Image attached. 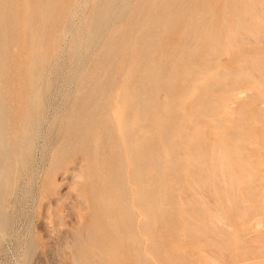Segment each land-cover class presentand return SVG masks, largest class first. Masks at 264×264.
<instances>
[{"label": "rangeland", "instance_id": "obj_1", "mask_svg": "<svg viewBox=\"0 0 264 264\" xmlns=\"http://www.w3.org/2000/svg\"><path fill=\"white\" fill-rule=\"evenodd\" d=\"M170 1L111 0L105 17L102 0H76L53 32L34 24L33 4L23 0L26 33L19 62L15 56L13 84L20 92V126H41L31 155H18L20 174L5 205L0 264H83L82 251L101 247L105 241L98 237L110 232L109 225L117 238L111 250L99 254L108 263L264 264V0ZM202 3L214 7L213 16ZM31 27L35 34L28 33ZM177 35L182 45L172 51L183 57L173 65L170 88L158 85L144 94L137 81L138 69L146 66L142 58L147 50L159 54L170 48ZM110 55L111 63L119 59L115 66L103 61ZM42 56L49 60L41 64ZM105 69L112 72L101 81L112 85L102 102L117 137L109 153L123 162L130 197L123 206L107 184L100 194L83 191L81 176L62 181L58 172L52 193L43 184L77 103ZM134 101L142 107L132 124ZM145 158L150 159L146 173L135 181ZM145 198L149 203L141 204Z\"/></svg>", "mask_w": 264, "mask_h": 264}, {"label": "bare ground", "instance_id": "obj_2", "mask_svg": "<svg viewBox=\"0 0 264 264\" xmlns=\"http://www.w3.org/2000/svg\"><path fill=\"white\" fill-rule=\"evenodd\" d=\"M28 1H30L29 3L33 4L32 7L30 8L31 11H29V13H31V15L33 14L32 18L34 17L33 18L34 24L38 23V22L42 23L43 30H46V31L50 30L53 32H59L64 16L70 10V7L72 5H74V3L76 2V0H28ZM82 2H84V1H82ZM170 2H172V0ZM170 2H168V3H170ZM176 2H177V0H176ZM22 3H23V0H0V238H2L4 236V233H5V221H4L5 212L4 211H5V205L7 203V197L11 193L12 189L14 188L15 181L20 174L19 172H16V170L18 169V165H19V163H18L19 152L24 151L23 153H25L26 155H29V156L31 155V151L33 148L32 146L36 142L38 132H39L40 126H41L40 125L41 122L40 123L36 122L38 124H33V125L31 123L30 124L26 123L23 126H20V118H21V112H22V111H20V108H19V107H22V105L20 106V103L18 101V98L20 97L18 94L20 92H19V88H17L16 84H13L14 79L17 77V75L15 73L16 72V70H15L16 69L15 56L17 55V52H18L17 50L20 47V42H22L21 40H24L23 39V37L25 36L24 33H26V32H24L25 29H23L24 26L22 27V25H21L22 19H23L22 18L23 17L22 12H21ZM168 3L166 4L167 6H168ZM139 4H141V3H139ZM146 4H147V2H146ZM146 4H145V6H146ZM214 4H211V6ZM162 5H164V4H162ZM191 5H193V4L191 3ZM191 5L189 7L192 8ZM203 5H204V3H202V6ZM142 6H143V3H142ZM145 6H144V8L143 7L142 8L145 9ZM174 6L176 8V6H178V5L176 4V5H173L172 7H174ZM180 6L182 7V5H180ZM199 6H201V5L199 4ZM111 7H112L111 0H102V8H101L100 14H102L105 17L108 16ZM146 7L149 8V6H146ZM157 8H160V7H157ZM213 9H214V7L210 8V7H204L203 6V8H202V10L206 11L209 16H213ZM140 11H141V9L139 10V12ZM142 11H144V10H142ZM172 11L173 10H171V12ZM156 12H157V10H156ZM194 14H196V13H194ZM154 15H156V14H154ZM145 16H148V14H146ZM149 16H150V14H149ZM163 16L164 15L162 14L159 17L163 18ZM175 16H176V14H175ZM138 18L140 19V17H138ZM151 18L153 19V17H151ZM151 18H150V21H151ZM165 20H167V19H165ZM169 20L173 21L171 18ZM189 20L190 19L188 18L187 21L189 22ZM145 21L147 22V19H145ZM145 21H142V22H145ZM152 21H154V20H152ZM142 22H141V25H142ZM207 22H209V21H207ZM213 22H215V20ZM49 23H52L51 26H48ZM152 24H150V25L152 26ZM129 25H130V23H129ZM165 25L166 24L164 23V26ZM186 25H185V27H186ZM32 26H33V24H32ZM142 26H144V24ZM148 26H149V24H147L146 28H148ZM33 27H31L28 30V33L31 35L36 33V29ZM161 27H163L162 26V20H161ZM143 29H141V28L139 29L140 31L142 30L140 35L143 34ZM183 29H184V27H183ZM130 31H131V29L128 32L129 34H130ZM134 31H135V28H134ZM161 31H163V30L161 29ZM206 31H207V29L205 30V32ZM144 32H146V29ZM207 33H206V35H207ZM211 33H212V29H211L210 34ZM129 34H128V36H129ZM132 34H133V32H132ZM182 34H180V36L184 38L185 36H184V34L182 36ZM178 36L179 35H177L171 39L172 43H170V48L168 47L167 49H164V46H163L164 50L161 51L159 54H155L154 52L148 53V50H147L146 52H147V54H149L148 57H144L141 60L140 56L142 55V53L140 55V52H139V56H138L139 60H141V63H143V64L146 63L145 67L140 66V68L138 69L139 73H138V77H137L138 80L137 81H139L141 83L140 90L142 92L145 90H150V89L151 90L154 89L155 91L154 90H152V91L156 92L157 89L159 88V87L156 88V86H158V85H160L161 87L167 86L168 88H170L169 87L170 77H171L172 73L176 70V68H174L173 65L175 63L179 62V60L183 57L181 55V52L179 54V53H173V51H172V48L177 49L182 45V42L180 41L182 38H180ZM206 37H208V36H205L204 38H206ZM128 38L132 41L131 37H128ZM28 39H30V38L28 37ZM129 39L127 41L128 44H129ZM146 39H148V38H146ZM199 39H202V38H199ZM183 41H184L183 44L186 46L184 39H183ZM118 42H120V41H118ZM145 42H147V41H145ZM160 42H161V39L157 43L158 46L160 45ZM120 43H118V44H120ZM147 43H149V42H147ZM202 44H203V42H202ZM125 46H130V45L125 44ZM158 46L156 45L155 47L157 48ZM189 46H188V49H189ZM130 47H128V48H130ZM48 48L50 50V47H47V50H48ZM107 48L109 49V46ZM116 48H118V47H116ZM119 48H121V47H119ZM137 48L138 47H136V49ZM143 48H144V46H143ZM183 48L185 49V47H182V49ZM113 50L115 53V51H116L115 48H113ZM123 50L125 51L124 48H123ZM121 51L119 50V52H121ZM139 51L142 52L143 49H141ZM157 52H159V51H157ZM122 53L125 54V52H122ZM194 53H196V52H194ZM106 54H108V53H106ZM135 55H137V54H135ZM118 56H119V54H118ZM118 56H115V57H118ZM100 57H101V55H100ZM110 57H111V55L109 57L104 56L103 61L105 63H107V62L111 63L112 60ZM123 57H126V55ZM130 57L132 58V56H130ZM119 58H120V56H119ZM18 59H19V56H18L17 60ZM48 60H47L46 56H42L41 64L44 61H48ZM100 60H99V64H100ZM118 60L119 59H117V61L114 60L115 62L111 63V64L112 65L114 64L113 66H115L116 65L115 63H117ZM130 60H132V59H130ZM26 61H27V59H26ZM122 61L124 62L125 60H122ZM18 62H19V60H18ZM96 62H98V60ZM96 64H98V63H96ZM102 64H104V63L102 62ZM98 65H97V67H98ZM37 67H38V65H37ZM101 67H103V66H101ZM106 69L104 70L105 72L104 71L101 72L96 77V80H98L99 83H97V85L93 86L90 89V93L88 94V96L85 97L84 99L80 100L77 103L75 110H74V112H75L74 118L71 120V122L69 121V123H67V128L65 127L66 128L65 134L63 132H61V133H63V135H65L64 138L63 137L61 138V139H64V140H62L63 143H62V145H60L59 150H57L58 152H57V154L55 156V160H54L55 163L52 166V168H50L48 170L46 179H45L43 184H44V188H45L44 190L52 193L51 186L53 184H55V182H57V179L55 177L57 176L58 172H60V171L63 172L62 181H69V177L71 179V177L77 178V177L81 176L83 178V181H82L83 191L88 193L87 191L91 188L90 190L92 191V194H100L98 192V191H100V190H98L99 187L104 185V184H107V187L110 190H112L111 192L113 194H120L121 195L123 202H121L120 205L123 206L124 203H127V200L130 197H129V191H128V189L126 187V183L124 181L123 162L119 158H113V156H111V154L109 153V150L114 148V146L116 145L117 137H116V133H115V128L112 125L107 124V122H106L105 117L107 115V112H106V110L104 108V104L102 102L105 99L106 94L109 93L108 91H110L111 85H112V83H110L112 81H110L108 83L107 79H106L107 82L101 81V79L104 77L108 78L110 75V72H112V71L109 72L110 69H108V71ZM17 73L19 74V72H17ZM171 78L173 79V76ZM103 80H105V79H103ZM27 89H28V87H27ZM154 92L152 93V96H153ZM145 93H146V91L144 92V94ZM159 93H160V95L162 94L161 92H159ZM150 94H151V91H150ZM156 94L157 93H155V97L157 96ZM17 96H19V97L17 98ZM147 98H148V96H147ZM156 99H157V97H156ZM147 102H148V100L146 101V103ZM154 102H155L156 106L159 105L156 102V100ZM152 103H153V101H152ZM139 105L140 104L138 103V101H134L132 106H131L130 111H131V115L133 117L132 124L135 123L134 118L138 115L139 111H141L139 109L142 107V105H141V107ZM148 105H149V103H148ZM145 106H147V105H145ZM151 107H150V109H151ZM36 109H37V107H36ZM144 109L146 110V107H144ZM147 109H149V106H147ZM22 115H24V111H23ZM43 120L46 121V119H43ZM42 122H44V121H42ZM154 158L156 159L157 157H154ZM25 160H26V157H25ZM149 162H150V159H146V158L139 161L138 166H137L138 168L134 172L135 181H138L141 176L144 177V175L146 173L145 167L148 165ZM26 165L27 164L25 162V166ZM144 168H145V170H144ZM92 171L94 173L91 176V174H89V173H91ZM89 186H91V187H89ZM137 194H139V192H137ZM154 195H156V194H154ZM215 196H216V194H214V196H213L214 199H216ZM142 200L143 201L141 202V204L149 203V199H147V201H146V198L142 199ZM213 202L215 204V201H213ZM58 220H59V218H58ZM219 221H220V219H219ZM220 223L218 225H220ZM108 227H109L110 232L103 237L102 236L98 237L100 242H102L101 241L102 239H103V242L105 241V243L103 245H101V247L98 246L99 248H97V249H96V247H94L95 250H93V252L90 251L91 253L88 251H82V254L84 255V257L85 256L87 257V258L85 257L86 261L82 262V260H81V262L83 264H113V263H108L107 261H109V260L107 258L105 259V257L103 258L99 255L100 252L105 253V252H108L109 250H111L113 247L111 241H113L117 238V234H114L112 229H110L111 228L110 225ZM75 236H78V234ZM79 237L82 239L81 235ZM75 240L77 241L76 237H75ZM80 241H81L80 242L81 244H82V242H84L82 240H80ZM65 242H66V240H65ZM90 243H92V242H90ZM78 244L79 243H77V245ZM84 246H86V243L84 244ZM91 246L92 245H90V247ZM87 247L88 246H86V248ZM94 248L92 246V249H94ZM63 252L65 253V251H63ZM74 252H77L76 249ZM74 252H73V254H74ZM82 254H79V255H81V257H82L83 256ZM74 255L77 256V254H74ZM75 256H74V258H75ZM78 258H80V256L76 257V259H78ZM74 262H76V261H74Z\"/></svg>", "mask_w": 264, "mask_h": 264}]
</instances>
